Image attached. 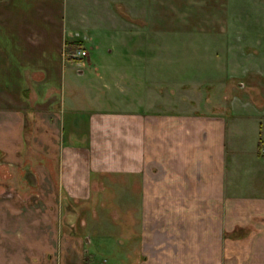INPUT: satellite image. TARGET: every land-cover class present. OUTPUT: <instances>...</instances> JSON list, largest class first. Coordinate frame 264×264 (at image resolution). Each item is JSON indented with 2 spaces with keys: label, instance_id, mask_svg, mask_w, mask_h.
<instances>
[{
  "label": "crops",
  "instance_id": "crops-1",
  "mask_svg": "<svg viewBox=\"0 0 264 264\" xmlns=\"http://www.w3.org/2000/svg\"><path fill=\"white\" fill-rule=\"evenodd\" d=\"M79 1L0 0V264H100L108 230L113 264H264V105L249 149L237 114L153 111L148 28Z\"/></svg>",
  "mask_w": 264,
  "mask_h": 264
},
{
  "label": "rangeland",
  "instance_id": "rangeland-1",
  "mask_svg": "<svg viewBox=\"0 0 264 264\" xmlns=\"http://www.w3.org/2000/svg\"><path fill=\"white\" fill-rule=\"evenodd\" d=\"M122 2L109 8L112 6L124 21L138 19L139 26L148 28L151 34L154 56L160 63L169 62V71L154 77L150 108L155 112L198 111L227 119L237 114L234 140L240 147L251 148L258 120L250 116L248 102L251 100L254 107L257 102L264 105V0ZM86 3L89 5V1ZM82 12L80 9L77 17ZM116 233L103 232L87 247L92 255H98L100 264L104 259L113 264L112 255L120 253Z\"/></svg>",
  "mask_w": 264,
  "mask_h": 264
},
{
  "label": "built area",
  "instance_id": "built-area-1",
  "mask_svg": "<svg viewBox=\"0 0 264 264\" xmlns=\"http://www.w3.org/2000/svg\"><path fill=\"white\" fill-rule=\"evenodd\" d=\"M74 56L78 58L88 57V51L85 49H78Z\"/></svg>",
  "mask_w": 264,
  "mask_h": 264
},
{
  "label": "trees",
  "instance_id": "trees-1",
  "mask_svg": "<svg viewBox=\"0 0 264 264\" xmlns=\"http://www.w3.org/2000/svg\"><path fill=\"white\" fill-rule=\"evenodd\" d=\"M79 45H80L79 43H70V44H68V49L70 46H72L73 48L76 49ZM260 147H261V145H259V150H260Z\"/></svg>",
  "mask_w": 264,
  "mask_h": 264
}]
</instances>
